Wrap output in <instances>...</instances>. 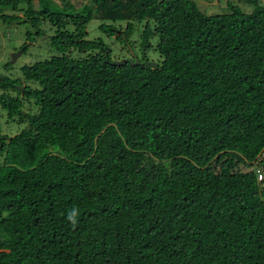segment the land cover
Listing matches in <instances>:
<instances>
[{"label":"trees","instance_id":"1","mask_svg":"<svg viewBox=\"0 0 264 264\" xmlns=\"http://www.w3.org/2000/svg\"><path fill=\"white\" fill-rule=\"evenodd\" d=\"M31 1L0 0L26 4L0 20L28 18L35 35L48 21L56 55L0 77V106L23 126L0 131V264H264L260 0L209 16L192 0ZM92 19L107 33L125 22L128 52L142 24L158 69L112 66L86 39Z\"/></svg>","mask_w":264,"mask_h":264},{"label":"rangeland","instance_id":"2","mask_svg":"<svg viewBox=\"0 0 264 264\" xmlns=\"http://www.w3.org/2000/svg\"><path fill=\"white\" fill-rule=\"evenodd\" d=\"M83 0H69V7L78 11L82 6L90 4L88 2H82ZM197 8L203 14L217 15L228 13L231 7L238 11L248 14L253 10V6L246 3L245 0H192ZM32 8L35 12L40 10L37 0H32ZM50 7L61 9L62 4L59 0H49ZM259 5L264 7V0L259 1ZM26 10V4L22 3L18 6V11L12 12L10 9H0V17L5 14H13L21 18L24 11ZM21 20V19H18ZM17 21V20H14ZM101 22L92 19L86 25L87 40H100L103 44L111 49L112 60L121 61L123 59H130L133 53L138 61H147L153 63H159L161 57L156 51L150 50L148 52L139 51V45L137 43L139 31L142 28V24H133L134 32L130 37L132 48L129 52L126 48H123L116 40V34H120V31L126 27L125 22H105V25L112 26L114 29L111 31L102 32L99 30ZM41 34L35 35L31 33V38L27 35L28 26L27 24L13 25L12 23H4L0 20V77L7 76L11 79L21 78V68L24 66H30L36 62L49 59L51 56L56 55V52L50 48V38L55 34V28L48 22L42 21ZM68 30H73L72 25L67 26ZM36 32V31H35ZM26 45L25 53L15 58V62H12L11 57L15 54L21 46ZM152 45H156L155 39L152 40ZM143 50V49H142ZM144 52V53H143ZM23 126L12 121L8 118L7 113L0 106V131L2 136L12 137L16 135ZM264 156V155H263ZM243 171H248L249 168H243Z\"/></svg>","mask_w":264,"mask_h":264},{"label":"water","instance_id":"3","mask_svg":"<svg viewBox=\"0 0 264 264\" xmlns=\"http://www.w3.org/2000/svg\"><path fill=\"white\" fill-rule=\"evenodd\" d=\"M13 25H19V24H27L28 26V30L30 33L32 34H35V30L32 28V25L29 21L28 18H23L21 20H17V21H12L11 22ZM23 53V48L19 49L15 54L12 55L11 57V60L12 62H15V58L20 56L21 54ZM131 54V58L130 59H123L121 61H115V62H111V65L112 66H115V67H122V66H125L126 64H129L131 66H145V67H151L153 69H158V66L156 63H153V62H147V61H138L136 59V57L133 55V53H130ZM19 88V90L22 92L23 91V87H17Z\"/></svg>","mask_w":264,"mask_h":264},{"label":"clouds","instance_id":"4","mask_svg":"<svg viewBox=\"0 0 264 264\" xmlns=\"http://www.w3.org/2000/svg\"><path fill=\"white\" fill-rule=\"evenodd\" d=\"M76 214H77L76 210H73V212L69 214L68 219L69 220H74Z\"/></svg>","mask_w":264,"mask_h":264},{"label":"built area","instance_id":"5","mask_svg":"<svg viewBox=\"0 0 264 264\" xmlns=\"http://www.w3.org/2000/svg\"><path fill=\"white\" fill-rule=\"evenodd\" d=\"M262 178H263V175L259 172L257 174V180L260 182V181H262Z\"/></svg>","mask_w":264,"mask_h":264},{"label":"flooded vegetation","instance_id":"6","mask_svg":"<svg viewBox=\"0 0 264 264\" xmlns=\"http://www.w3.org/2000/svg\"><path fill=\"white\" fill-rule=\"evenodd\" d=\"M25 46H26V45L21 46V48H23V51H24V49H25V48H24ZM135 57H136V56H135ZM136 59H137V58H136Z\"/></svg>","mask_w":264,"mask_h":264}]
</instances>
